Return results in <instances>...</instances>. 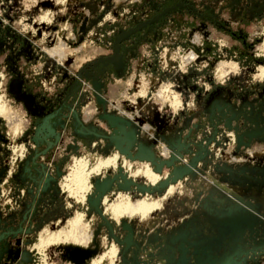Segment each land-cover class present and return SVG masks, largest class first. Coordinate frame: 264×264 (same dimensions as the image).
<instances>
[{
  "label": "rangeland",
  "instance_id": "obj_1",
  "mask_svg": "<svg viewBox=\"0 0 264 264\" xmlns=\"http://www.w3.org/2000/svg\"><path fill=\"white\" fill-rule=\"evenodd\" d=\"M0 93V264H264V0H0Z\"/></svg>",
  "mask_w": 264,
  "mask_h": 264
},
{
  "label": "bare ground",
  "instance_id": "obj_2",
  "mask_svg": "<svg viewBox=\"0 0 264 264\" xmlns=\"http://www.w3.org/2000/svg\"><path fill=\"white\" fill-rule=\"evenodd\" d=\"M8 110L9 109L6 107L5 101L2 102V94L0 93V113L3 114L7 118V120L10 117V114H8ZM11 120L13 121V118H11ZM11 120L10 122H12ZM14 124L15 125L12 124L13 125L12 133L15 136L19 133L20 127L18 121L17 124L16 123ZM116 159L117 157H113L111 159H108V161L99 162L97 165V169H100L101 167L103 168V166H107L109 164H115ZM147 166H148L147 164H144L143 167L140 169V171L143 172L145 176L148 175L147 173L149 172L147 170ZM76 183L80 184L79 185L80 187H83L84 185V179L82 173L80 172L77 174ZM154 206L155 204L150 202L149 200L141 201L137 204H132L129 202L128 198L119 195L117 196L115 201H113V203L108 207V210L113 212L114 216L115 215L119 216L125 213L130 215L134 213L145 214L146 212L151 210ZM89 240H90V233L86 225L82 221V216L77 215L67 220L65 225L59 231H46L45 236L41 240L40 246L43 247L45 244L49 242H59V241H70L74 244L86 245L89 242ZM115 255H116L115 250L111 249L107 253L103 254L102 256L92 261L91 264H110L114 260Z\"/></svg>",
  "mask_w": 264,
  "mask_h": 264
},
{
  "label": "water",
  "instance_id": "obj_3",
  "mask_svg": "<svg viewBox=\"0 0 264 264\" xmlns=\"http://www.w3.org/2000/svg\"><path fill=\"white\" fill-rule=\"evenodd\" d=\"M118 128L119 129H121L119 126H118ZM122 131H123V129H122ZM125 137H126V139H129V135L128 134H126L125 133ZM120 149V148H119ZM142 151V155L140 154V155H137L135 158L136 159H138V160H140V161H147V162H153V156H152V154L148 151V150H146L145 148L143 149V147H140V149H139V153ZM123 153H128L129 154V152L125 149L124 151H123ZM144 153V154H143ZM130 157V156H129Z\"/></svg>",
  "mask_w": 264,
  "mask_h": 264
}]
</instances>
